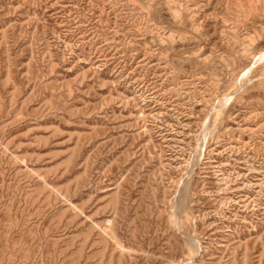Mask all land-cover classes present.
<instances>
[{
  "label": "rangeland",
  "instance_id": "1",
  "mask_svg": "<svg viewBox=\"0 0 264 264\" xmlns=\"http://www.w3.org/2000/svg\"><path fill=\"white\" fill-rule=\"evenodd\" d=\"M260 55L264 0H0V264H264Z\"/></svg>",
  "mask_w": 264,
  "mask_h": 264
},
{
  "label": "bare ground",
  "instance_id": "2",
  "mask_svg": "<svg viewBox=\"0 0 264 264\" xmlns=\"http://www.w3.org/2000/svg\"><path fill=\"white\" fill-rule=\"evenodd\" d=\"M143 1H144V0H143ZM199 1H200V0H199ZM196 3H197V2H196ZM142 6H143V5H142ZM172 6H173V5H172ZM180 6H182V5H180ZM173 7H174V6H173ZM175 13H176V12H175ZM177 14H178V13H177ZM240 19H241V18H240ZM236 20H237V19H236ZM189 21H191V20H189ZM184 23H185V22H184ZM234 23H235V22H234ZM191 24H192V23H191ZM188 25H189V24H188ZM237 25H238V24H237ZM194 28H195V27H194ZM160 30H161V29H160ZM236 30H237V29H236ZM168 31H169V30H168ZM162 32H163V31H162ZM163 33H165V32H163ZM170 33H171V32H170ZM175 33H176V32H175ZM180 34H181V33H180ZM159 35H160V33H159ZM161 38H162V37H161ZM167 38H168V37H167ZM163 40H164V39H163ZM261 56H262V55L257 56V57H256V58H257L256 61H262L264 58L261 57ZM260 57H261V58H260ZM259 58H260V59H259ZM254 60H255V59H254ZM256 61H255V62H256ZM255 62H254V63H255ZM254 63H253V64H254ZM251 64H252V63H251ZM248 65H249V64H248ZM250 66H251V65H250ZM250 66H249V67H250ZM249 67H248V68H249ZM248 72H249V70H248ZM248 72H247L246 74H249ZM247 76H248V75H247ZM243 81H244V80H243ZM238 85H239V84H238ZM236 89H237V88H236ZM230 97H231V96H230ZM215 103H216V102H215ZM222 110H223V108H222ZM220 116H221V115H220ZM219 118H220V117H219ZM217 120H218V119H217ZM191 239H193V238H191ZM194 239H195V238H194ZM190 249H191V250H195V243H194L193 241H191V243H190ZM196 250H197V249H196Z\"/></svg>",
  "mask_w": 264,
  "mask_h": 264
}]
</instances>
